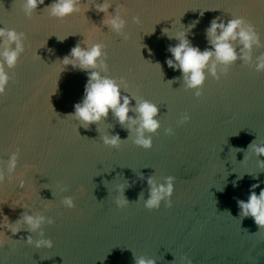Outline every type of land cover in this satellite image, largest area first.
<instances>
[{"label": "water", "instance_id": "95a60500", "mask_svg": "<svg viewBox=\"0 0 264 264\" xmlns=\"http://www.w3.org/2000/svg\"><path fill=\"white\" fill-rule=\"evenodd\" d=\"M25 2L0 0V29L23 33L26 49L17 68L8 69L15 76L0 96V236L6 239L0 262L264 264V229L239 208L252 191L264 190V155L255 151L264 147V72L255 70L264 56V3L82 0L80 11L58 20L50 14L56 0H44L30 15ZM104 3L110 5L107 13L97 9ZM117 14L127 22V39L105 23ZM237 17L254 26L261 46H253L250 65L238 59L227 76L220 64L212 75L213 57L203 95L196 98L183 73L168 66L169 48L185 32L192 46L212 50V21L227 24ZM94 43L105 45L108 72L101 74L128 85L122 95L130 99L129 115L138 116V100L157 106L160 128L145 132L151 149L134 143L139 124L121 125L111 113L87 127L71 118L91 70L64 69L61 61L73 47ZM232 44L239 57L242 44ZM185 114L190 122L180 125ZM104 136H118L120 146H106ZM169 177L173 207L161 201L159 210L149 211L148 180L160 186ZM66 197L74 209L63 203ZM121 198L128 201L125 209L117 205ZM25 216L44 221L32 230ZM41 239L53 247L37 248Z\"/></svg>", "mask_w": 264, "mask_h": 264}, {"label": "clouds", "instance_id": "9594fccd", "mask_svg": "<svg viewBox=\"0 0 264 264\" xmlns=\"http://www.w3.org/2000/svg\"><path fill=\"white\" fill-rule=\"evenodd\" d=\"M82 0H56L51 5L50 14L58 20H65L70 15L80 11L79 5ZM264 3V0H261ZM44 0H26L23 8L27 14H31L39 5L43 4ZM110 5L104 3L97 5L98 11L108 12ZM126 10L121 8V12ZM135 23L139 24V18H134ZM118 35L124 36L127 22L120 14L112 16L105 21ZM167 29L164 30L167 33ZM209 42L212 45V50L201 51L198 47H194L187 39V33H178L176 39L179 43L169 48L172 59L167 60L169 67L180 70L184 75V80L187 89H195L196 98L203 95V88L206 81L205 69L210 60L215 58V62L210 69L213 76H216L217 64L223 65L220 69L224 76L229 73V68L238 59L243 60L245 64L252 63V49L253 46L260 47V38L254 26L243 17H237L228 21L227 24L217 23L213 20L211 26L207 29ZM92 33H89V38ZM0 38L3 39V50L0 51V96L7 94L9 84L13 81L15 73L11 76L8 74V69L17 68L20 57L25 53L24 34L17 33L14 29H0ZM171 38V37H169ZM239 40L242 44L240 56L238 57L233 47L232 42ZM11 43H15V48L9 47ZM61 65L65 68L71 66L73 69L79 68L81 70H91L89 72L88 82L85 87L84 97L80 103H77L74 114L71 118L80 122L84 127L91 124H99L103 119L113 115L121 125H128L130 128L139 124L136 130L137 135L134 143L144 149H151L153 146L151 136H145V132L155 134L160 128V122L156 119L158 115V108L155 104L147 100H138L135 112L138 113L137 117L129 115L130 99L126 95H122V87L124 90L128 89L125 80H115L108 75H102L101 72H108V65L106 63L105 45L94 43L86 49L79 46L71 49V55L65 56ZM99 69V71H97ZM257 72H264V56L258 58L255 64ZM217 77V81H219ZM190 122V116L185 114L179 121L180 125ZM167 134L174 135L171 128L167 129ZM103 142L109 147H119L121 144L118 136H104ZM255 151L264 155V147L255 148ZM10 170L15 167V156L10 162ZM5 179L3 171H0V182ZM151 186L150 198L146 201L145 207L149 211L159 210L161 201H165L167 208L173 207V200L171 199L174 193L173 178L167 179L166 185L157 186L153 179L148 180ZM253 189L258 185H253ZM63 203L71 209L76 207L71 197H66ZM117 205L120 209L128 207V201L124 198L117 200ZM239 208L243 217H251L255 224L261 229H264V190L259 192L252 191L245 201H239ZM25 222L32 230H36L43 223V217L25 216ZM13 233L18 229L11 228ZM6 239L0 236V246H4ZM28 243L31 244L32 240L29 238ZM37 248H52V241L41 239L36 242ZM2 264V262H0ZM137 264H154L153 261H145L139 259ZM191 264V261H188Z\"/></svg>", "mask_w": 264, "mask_h": 264}]
</instances>
